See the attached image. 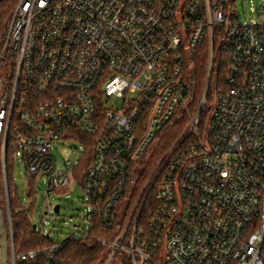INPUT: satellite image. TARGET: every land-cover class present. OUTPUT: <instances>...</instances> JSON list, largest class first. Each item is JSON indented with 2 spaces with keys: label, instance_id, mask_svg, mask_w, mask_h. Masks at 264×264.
<instances>
[{
  "label": "built area",
  "instance_id": "1",
  "mask_svg": "<svg viewBox=\"0 0 264 264\" xmlns=\"http://www.w3.org/2000/svg\"><path fill=\"white\" fill-rule=\"evenodd\" d=\"M229 2L0 0V264L18 258L9 141L27 190L32 179L46 183L33 215L46 236L60 205L53 194L78 185L88 224L69 237L88 238L98 223L110 230L97 238L105 264H120V252L132 264H264V2L247 24L227 13ZM202 53L198 90L191 70ZM170 134L140 184L137 163ZM92 137L95 155L82 171ZM69 140L80 153L61 163L55 152ZM62 243L21 258H52Z\"/></svg>",
  "mask_w": 264,
  "mask_h": 264
},
{
  "label": "trees",
  "instance_id": "2",
  "mask_svg": "<svg viewBox=\"0 0 264 264\" xmlns=\"http://www.w3.org/2000/svg\"><path fill=\"white\" fill-rule=\"evenodd\" d=\"M199 59H198V58ZM195 63L192 67L191 74L196 78L197 89L200 90L202 81L201 77L205 71V54L195 55ZM226 65L220 67L219 73L225 72ZM220 74V75H221ZM81 137L87 138V135L83 132L78 133ZM173 135L170 134L162 142H160L159 147L156 148L154 154L149 158L147 164L141 175L139 176L138 182L142 184L146 176L150 173L151 168L156 163L160 154L170 143ZM92 139V140H91ZM90 139L89 146L86 150V157L81 164V169L84 171L93 161L95 155V139L92 137ZM10 143H8L7 148V174L9 178V189L12 192L15 190V184L13 182V161L14 153L10 148ZM2 170L1 158H0V173ZM29 196H33L34 200L29 204H25L18 188L15 196L11 198V209L14 222V242L15 251L18 256L17 264H105L107 260L108 248L106 245L98 241L100 236H109L111 231L105 229L99 225L91 230L88 238L81 237H68L63 240L62 246L52 252V258L49 257L47 253L37 254L33 258L22 259L21 255L28 253L30 251L43 250L44 248H50L53 246L55 240L51 237L42 234L37 231L34 226V210L37 203L36 195L37 183L35 179L30 181L29 189L27 190ZM62 192V191H61ZM146 216V214H144ZM120 264H132L131 260L128 259L125 253L119 254Z\"/></svg>",
  "mask_w": 264,
  "mask_h": 264
},
{
  "label": "rangeland",
  "instance_id": "3",
  "mask_svg": "<svg viewBox=\"0 0 264 264\" xmlns=\"http://www.w3.org/2000/svg\"><path fill=\"white\" fill-rule=\"evenodd\" d=\"M231 1L232 0H230L229 5L227 6V13H230L232 10H235L240 15V19L243 24L257 22L260 19L257 10L259 6L263 4L264 0H235V3L233 5L231 4ZM226 30L227 28L223 30L221 36L218 38L217 68L219 66V55L223 43L222 37L224 36ZM201 81H203V76L201 77ZM212 95L214 97V100L217 101L218 97L216 93V79L214 81V89ZM211 108L212 109L208 114L206 127L204 129L205 139L209 135L210 120L215 107L212 105ZM175 129H173L172 132L176 131ZM80 150H81V144L78 141L69 140L67 141L66 145L61 146L59 151H56L55 153L58 157V160L61 163H63L66 160L75 157L76 154L80 153L79 152ZM153 151L154 148L152 147L151 152L149 154L147 153L146 155H144L143 158L140 160V162L137 163L138 165L136 169L133 171V175H132L133 179L137 178L138 173L141 171V169L144 168ZM13 162H14L13 182L15 184V188H18L25 204L28 205L29 200L26 197V191H27V185L29 179L26 174L25 165L22 162H18L17 159L14 160ZM37 186L38 187L40 186L42 188V190L39 191L40 195L38 197L34 210V213L37 214V216H39L41 212L43 194L46 183L45 181H42L41 183L37 182ZM126 196H129V192L127 193ZM53 199L55 200V202L60 203L62 209L59 213L57 214L54 213L55 215H53L49 220L48 226L49 229H51V238L55 241H63L66 238H68L72 234V232H80V229H78L77 227L78 225L84 226L88 224V222L84 218L86 214L85 209H87L88 204L85 203V196L82 187L78 185L77 186L71 185L70 189L67 192L54 193ZM128 206H129V200L126 197L117 210L118 224L124 223L129 210ZM36 220L37 219L35 218L34 221ZM166 257H167V251L164 248L162 249L161 252L160 262L164 263ZM3 264H6V261H4Z\"/></svg>",
  "mask_w": 264,
  "mask_h": 264
},
{
  "label": "water",
  "instance_id": "4",
  "mask_svg": "<svg viewBox=\"0 0 264 264\" xmlns=\"http://www.w3.org/2000/svg\"><path fill=\"white\" fill-rule=\"evenodd\" d=\"M54 211H55V213H59V212H60V205H59V204H57V205L55 206Z\"/></svg>",
  "mask_w": 264,
  "mask_h": 264
}]
</instances>
